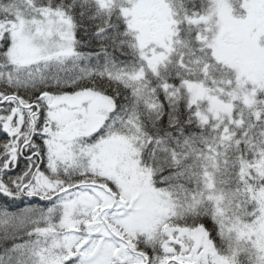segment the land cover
<instances>
[{
  "label": "snow or ice",
  "instance_id": "1",
  "mask_svg": "<svg viewBox=\"0 0 264 264\" xmlns=\"http://www.w3.org/2000/svg\"><path fill=\"white\" fill-rule=\"evenodd\" d=\"M0 264H264V0H0Z\"/></svg>",
  "mask_w": 264,
  "mask_h": 264
}]
</instances>
